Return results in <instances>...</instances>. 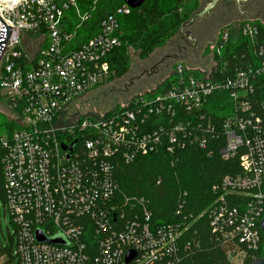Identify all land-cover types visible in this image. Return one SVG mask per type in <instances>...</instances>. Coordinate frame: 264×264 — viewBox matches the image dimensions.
<instances>
[{"label": "built area", "instance_id": "2783aa9c", "mask_svg": "<svg viewBox=\"0 0 264 264\" xmlns=\"http://www.w3.org/2000/svg\"><path fill=\"white\" fill-rule=\"evenodd\" d=\"M101 1L0 0V42L10 29L0 58V106L10 121L0 135L3 209L19 264H181L192 245L200 248L195 236L183 239V223L157 224L143 198L117 196L115 170L216 138L220 158L236 160L238 172L211 188L215 198L203 212L209 236L230 264L264 256V44L230 76L176 61L162 91L85 114L79 102L109 77L119 18L132 10L122 1L91 28ZM240 34L254 42L259 31L247 21ZM221 93L231 105L217 120L204 105ZM37 229L64 243L38 242Z\"/></svg>", "mask_w": 264, "mask_h": 264}, {"label": "trees", "instance_id": "16d2710c", "mask_svg": "<svg viewBox=\"0 0 264 264\" xmlns=\"http://www.w3.org/2000/svg\"><path fill=\"white\" fill-rule=\"evenodd\" d=\"M179 1L145 0L139 8L132 9L128 15L119 18L120 44L108 57L110 74L106 81L116 68H124L128 64V47L138 51L139 57H146L152 50L162 46L196 11L198 0H193L191 6L184 9L179 7ZM83 3H86V0H83ZM121 4L122 0H102L92 14L88 26L95 28L100 18ZM251 23L259 31V36L254 42L241 34L237 40L228 38L224 42L221 34L217 43L212 46V59L217 62L212 71L214 76L219 70L230 76L237 69L243 68L251 61L254 45L264 44V25ZM168 84L167 79L163 80L152 92H160ZM218 97L219 99L213 100ZM118 105L114 108H118ZM230 105L226 94L221 93L212 95L204 109L207 108L213 118L221 120L229 113ZM222 145L223 138H216L210 139L203 148L190 145L172 154L160 149L138 156L130 164L119 162L116 167L117 196L143 198L157 224L183 223L187 227L183 239L188 240L195 236L200 248L195 249L192 245L191 252L181 264H230L224 249L210 238L208 220L203 213L214 201L212 186L224 175L238 172L236 160L224 161L220 158L219 150ZM2 183L0 164V201L4 206ZM183 193L184 203L178 209V198ZM15 258L17 259L16 255ZM16 261L19 264L18 260ZM251 261L248 260L246 264Z\"/></svg>", "mask_w": 264, "mask_h": 264}, {"label": "rangeland", "instance_id": "374dc122", "mask_svg": "<svg viewBox=\"0 0 264 264\" xmlns=\"http://www.w3.org/2000/svg\"><path fill=\"white\" fill-rule=\"evenodd\" d=\"M193 0H180L179 7H190ZM210 0H198L197 10L206 6ZM228 12V13H227ZM258 22L264 25V0H220L203 17L198 18L191 27L198 32L204 27V34L198 36L194 48L186 51V56L177 62L182 63L191 70L203 71L206 75L212 72L213 59L211 47L217 43L221 34H229L231 40H237L241 27L245 22ZM200 22H203L201 25ZM179 38L175 32L162 46L152 50L146 57H139L138 51L127 48L128 64L116 68L112 76L91 92L82 96L79 109L85 114L103 113L117 104H123L132 97L152 91L172 69V65L156 66L162 54H174L175 42ZM176 62V63H177ZM215 62V60H214ZM171 77L169 81H172ZM106 81V82H105ZM9 118L7 110L0 106V135L9 131ZM15 129V127H13ZM14 226L8 212H4L0 201V264H17L14 246Z\"/></svg>", "mask_w": 264, "mask_h": 264}, {"label": "water", "instance_id": "95a60500", "mask_svg": "<svg viewBox=\"0 0 264 264\" xmlns=\"http://www.w3.org/2000/svg\"><path fill=\"white\" fill-rule=\"evenodd\" d=\"M122 1L129 8L137 9L144 3L145 0H122ZM218 1H220V0H210V2L208 4H206V6L202 7L201 9H199L195 12H193L190 15L189 19L180 25V27L178 29V34H179L178 39H181L182 41L187 43L189 46L193 47L196 43V40L192 36V32L187 28L191 27V25L194 23L196 18H201L205 14H207L217 4ZM233 1L240 2V1H245V0H233ZM9 31H10V29L8 28L7 35H6L5 39L0 42V58H1V55H2L3 50H4V45L7 43ZM184 54H185V47H178L177 53L168 54L167 57H169L173 61H177V60L182 59L184 57ZM74 144H75V141H73L69 145H63L62 144L61 147L63 150H65V149L71 150ZM260 226H261L262 233H264V218L261 219ZM35 237H36V240L38 242H48V243H54V244L64 243L60 237H46V236H44L42 230H39V229H37L35 231ZM133 256H134V253L132 251H128V253L126 254V257H125V261L129 262L133 258ZM250 264H264V256L256 258Z\"/></svg>", "mask_w": 264, "mask_h": 264}, {"label": "flooded vegetation", "instance_id": "af4514ba", "mask_svg": "<svg viewBox=\"0 0 264 264\" xmlns=\"http://www.w3.org/2000/svg\"><path fill=\"white\" fill-rule=\"evenodd\" d=\"M228 13V12H227ZM198 18L195 19L194 23L196 22ZM194 23L191 25V27L194 25ZM200 24L202 25L203 22H200ZM191 27L187 28L189 29L191 32H192V36L195 38V40L198 38L199 35L201 34H204V27H202V29H200L198 32H195V30H193ZM186 29V28H185ZM197 44V40H196V43L195 45ZM195 45L193 47L189 46L187 43H185L184 41H182L181 39H176V42H175V50L177 53V48L178 47H185V54L184 56H186V52L188 51L187 49H191V48H194ZM187 50V51H186ZM169 53H164L162 54V56L160 57V59L158 60V62H156V66H160V65H163L164 67H167L169 64L173 63L174 61L172 59H170L169 57H167Z\"/></svg>", "mask_w": 264, "mask_h": 264}]
</instances>
